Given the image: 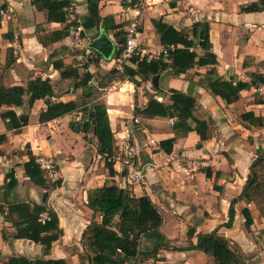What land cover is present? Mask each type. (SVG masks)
<instances>
[{
	"label": "crops",
	"instance_id": "0c3cea01",
	"mask_svg": "<svg viewBox=\"0 0 264 264\" xmlns=\"http://www.w3.org/2000/svg\"><path fill=\"white\" fill-rule=\"evenodd\" d=\"M30 1L0 0V5H6L4 11L5 16L8 14L7 19L11 14L16 19L23 16V84L10 85H24L36 77L47 78L57 96L56 101H74L80 90L72 92L70 87L73 81L60 80L57 71L45 63L48 54L54 49L66 64L67 53L74 49L76 38L69 36L48 48H42L37 42L35 29L50 32L59 30L62 25L46 23L45 13L35 11ZM256 2L156 0L138 10L135 16V42L138 48L146 54H157L156 57L141 58L145 61L155 60L164 50L159 43L161 33L153 23L183 34H188L194 22L207 23L209 50L217 62L215 76L223 81L232 79L235 87L245 85L237 90L236 100L226 104L211 95L207 88L205 72L208 66H194L182 75L171 73L168 67L146 81L135 77L136 85L118 76L110 78L109 71L116 69L117 42L114 34L122 33L125 41L128 22L135 14L139 0H99L101 23L97 30L88 32L92 37L87 38L85 35L82 40L88 44L94 36L103 33L113 44V52L108 59L102 58L97 66H90L93 77L89 85L93 86L96 102L103 104L106 110L114 140L115 175L111 178L107 176L91 134L69 130L68 123L79 120L78 112L39 124L37 116L45 109V105L43 101L37 100L29 111L23 109V113H28V120L19 133L6 131L0 120V135L5 137V141L0 144V208L12 201L45 205L55 213L61 230L60 238L51 244L46 256H43L39 245L26 240L2 241L0 237V264L10 256L63 259L67 264H74L75 258L71 256L73 239L80 240L92 219V212L85 206L87 192L101 187L104 182L114 183L119 188L125 187L123 167L117 157L121 138H127L136 147L144 177L143 185H131L128 189L137 197L146 195L157 208L162 217L161 231L170 246H187L189 240L186 234L190 229L193 230L190 238L192 244L198 235L215 230L218 236L238 246L245 256V264H264V220L249 204L235 203L231 227H221L227 220L230 201L236 198L243 185V182H236L240 185L235 193V189L231 191L225 186L221 190L223 178L232 171L233 174H244V181L252 158L264 148V127H248L237 118L241 113L250 111L255 116H261L264 122V104L255 103L264 100V95L257 96L252 92L254 86L261 85L253 80V75L264 78V10L250 13L240 11L241 7ZM72 4L78 17L87 14L85 0H72ZM76 45H82L81 40ZM193 50L197 56L202 54L196 44ZM162 59L168 61L164 55ZM124 64L130 65L128 61ZM169 90L192 96L196 101L194 117L210 120V138L200 142V147H196L199 139L194 132L174 137L173 118H144L134 112V109L141 110L151 98L168 105ZM13 111L16 115L22 113L21 108H13ZM173 137L171 151L165 154L159 142ZM27 150L35 158L42 156L52 159L55 174L50 178L59 179V187L45 192L28 182L22 170V164L27 160ZM224 153L231 160L229 164L224 159ZM205 169L210 172L209 178L204 176ZM9 171H13L17 185L4 198V175ZM215 173H218L217 178ZM243 207L250 210L252 218L248 229L243 226L244 219L240 214ZM93 220L98 221V216L94 215ZM1 231L9 233L11 228L0 213ZM172 253L163 252L159 257L166 261L174 258L178 260L175 264H212L200 251L174 252L171 256Z\"/></svg>",
	"mask_w": 264,
	"mask_h": 264
},
{
	"label": "trees",
	"instance_id": "16d2710c",
	"mask_svg": "<svg viewBox=\"0 0 264 264\" xmlns=\"http://www.w3.org/2000/svg\"><path fill=\"white\" fill-rule=\"evenodd\" d=\"M31 6L37 12L45 13L46 23L60 24L59 30L44 32L36 28L37 42L42 48L61 42L69 36H74L75 47L72 54L74 58L64 63L59 53H50L46 62L52 70L57 71L60 80L71 79V91L80 90V94L74 101H56L57 96L53 92L49 79L36 77L26 81L24 85H0V120L6 131L19 133L27 124L28 113L33 103L43 101L45 109L37 116V123L43 124L72 112L80 113L78 121L68 123V128L75 133L91 134L96 142V152L103 161V167L109 178L115 175L113 170L114 140L109 129L106 110L103 104L96 102L93 86L89 85L93 74L90 66H97L102 57L90 49L92 58L86 61H77L76 57L82 54V46L76 45L85 38V34L97 30L101 23L98 14L99 0H85L87 14L78 17L73 11L72 0H31ZM5 4L0 5V11H4ZM70 8V9H69ZM264 10V0L240 8L241 12H259ZM1 23V14H0ZM161 33L159 43L164 47L168 61L162 59V55L155 60L145 61L132 57L128 60L130 65H122V73L116 69L108 73L110 78L118 76L125 78L136 85L135 77L146 81L150 77L159 75L168 67L173 74H184L194 66L209 68L205 72L206 85L211 95L217 96L226 104L234 102L237 98V90L244 84L236 87L232 79L223 81L215 76V55L209 50L208 24L194 22L188 34H183L165 25L153 23ZM113 29H116L114 27ZM117 49L115 58L119 55L124 45V36L115 33ZM118 36L120 38H118ZM122 37V38H121ZM1 38L13 42L12 33H3ZM96 36L93 37V39ZM197 45L202 54L197 56L194 45ZM62 51V50H61ZM253 80L264 85V78L253 75ZM257 86V85H256ZM169 104L163 105L153 98L149 99L141 109H134L135 113L144 118L163 117L173 118L172 125L174 137L185 136L188 132H194L198 137L196 147L200 142L210 138V120L195 118L193 112L196 109V101L190 96L175 90L168 91ZM264 104V100L255 101ZM13 108H21L22 113L16 115ZM238 119L246 123L248 127L263 128L264 122L261 116H255L252 112H243ZM93 122V124H92ZM174 137L159 142V147L165 154H169ZM5 141L4 135H0V144ZM28 148V147H27ZM27 160L22 164L24 177L28 182L45 192L54 190L60 186V180H52L50 176L39 169L35 163V157L30 151L25 152ZM55 168V167H54ZM247 175L243 185L235 199L230 201L227 210V220L221 225L225 229L231 227L233 220V205L243 202L251 204L264 220V148L249 163ZM205 178H209L210 172L205 169ZM124 174V173H123ZM124 176V175H123ZM218 173H215L217 178ZM124 178V177H123ZM125 187L119 188L114 183L104 184L86 194V207L92 212L89 221L81 234V245L84 249L85 264H131L141 260H153L159 252H191L200 251L208 257L212 264H245V256L238 246L211 231L198 235L195 243L190 242L193 230L187 232L189 243L185 247L170 246L164 237L161 226L162 217L146 195L135 196ZM17 182L13 177V171L4 175L3 197H8L16 187ZM215 187V186H214ZM3 221L10 224L11 231H1L2 241L26 240L42 247V254L46 256L51 244L61 236L58 220L55 213L45 205L25 202H6L4 208H0ZM243 217V226L248 229L252 224L250 210L243 207L240 210ZM94 215L98 221H94ZM43 216V217H42ZM1 264H67L63 259L35 258L28 259L23 256H10Z\"/></svg>",
	"mask_w": 264,
	"mask_h": 264
},
{
	"label": "rangeland",
	"instance_id": "374dc122",
	"mask_svg": "<svg viewBox=\"0 0 264 264\" xmlns=\"http://www.w3.org/2000/svg\"><path fill=\"white\" fill-rule=\"evenodd\" d=\"M7 16L8 14L6 16L1 17L2 21H1V29H0V85H4V86L10 85V84H19V83L23 84V39H22L23 37V16L17 19L16 17H14L13 14L9 16V19H7ZM4 32L12 33L14 35L15 40L13 42H8L5 39H2L1 34ZM85 35L87 36V38H90V36L92 37V35H89V33H86ZM81 42L82 44H84L85 41H81ZM81 46L82 45H80V47ZM55 51L56 50L53 49L51 50L50 53H54ZM73 53H74L73 50L68 51L67 54H69V56L67 57V60H66L67 63L70 62V60L72 59L71 56ZM156 55L157 54H154L153 52H149L147 53L146 56L156 57ZM46 64L48 63L46 62L45 65ZM13 76L16 78H14ZM98 78H99V74L97 76V79ZM237 122H238V119H237ZM227 153H229V151H227ZM225 155L227 156L226 153H224V156ZM226 156L224 157V159L226 158L225 159L226 163L229 164L231 160ZM243 178H244V174L239 175V174H233L232 171L228 172L223 178L224 182L220 186V189L222 190L223 187L225 186L228 190H231V191L235 189L233 191V193H235L237 192L236 190L238 189L237 187H239L240 185L236 182H244ZM234 180L236 181L234 182ZM249 205L253 209V211H256L253 205L251 204ZM73 241H74V247H72L71 249V256L75 258L74 264H85L86 261H85V256H84V249L81 245V238L80 240H77V238H75L73 239ZM177 247H180V246H177ZM162 253L163 252H159L157 257L154 258L153 260L151 259L141 260L136 264H175V263H178V260H175L174 258L171 261L170 260L166 261V259L160 258L159 256ZM174 254L175 253L173 252L171 256ZM174 257H176V255Z\"/></svg>",
	"mask_w": 264,
	"mask_h": 264
},
{
	"label": "built area",
	"instance_id": "2783aa9c",
	"mask_svg": "<svg viewBox=\"0 0 264 264\" xmlns=\"http://www.w3.org/2000/svg\"><path fill=\"white\" fill-rule=\"evenodd\" d=\"M156 0H139L137 7L135 8V14L129 20V24L126 29V38L121 52L116 58V71L118 74L122 73V65L127 62L132 57H137L141 59L147 54L138 48L135 42V33H136V20L135 16L138 14V10L142 9L145 6L150 5ZM70 9V8H69ZM1 17L5 16V11H0ZM82 54L76 57L77 61H86L92 58L90 49L87 47V43L83 44ZM165 50H161V54L165 55ZM147 57V56H146ZM253 94L257 96L264 95V86L257 85L252 88ZM118 160L123 167L124 179L130 185H143L144 177L139 163V154L136 147L133 144H130L127 138H121L120 143L118 144ZM35 163L41 171L48 174L51 177H54V163L51 158H46L39 156L35 158ZM43 217V216H42ZM134 264V263H131Z\"/></svg>",
	"mask_w": 264,
	"mask_h": 264
},
{
	"label": "water",
	"instance_id": "95a60500",
	"mask_svg": "<svg viewBox=\"0 0 264 264\" xmlns=\"http://www.w3.org/2000/svg\"><path fill=\"white\" fill-rule=\"evenodd\" d=\"M87 47L98 53L103 59H108L113 52V44L102 33L95 39L91 40Z\"/></svg>",
	"mask_w": 264,
	"mask_h": 264
}]
</instances>
